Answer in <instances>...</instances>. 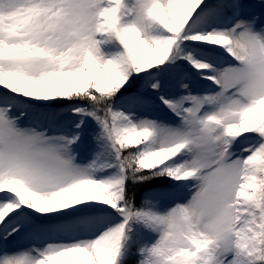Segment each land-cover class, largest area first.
Segmentation results:
<instances>
[{"label": "snow or ice", "instance_id": "1", "mask_svg": "<svg viewBox=\"0 0 264 264\" xmlns=\"http://www.w3.org/2000/svg\"><path fill=\"white\" fill-rule=\"evenodd\" d=\"M0 264H264V0H0Z\"/></svg>", "mask_w": 264, "mask_h": 264}, {"label": "rangeland", "instance_id": "2", "mask_svg": "<svg viewBox=\"0 0 264 264\" xmlns=\"http://www.w3.org/2000/svg\"><path fill=\"white\" fill-rule=\"evenodd\" d=\"M250 1H254L252 4H255V5H259V0H250ZM255 11H260V8L259 7H256L255 9H254ZM86 146H87V139H86ZM83 155H87V149H86V147H85V149L83 150ZM160 183V182H159ZM163 183H165V181H162V183H160V184H163ZM156 185H159V184H157V183H155ZM140 202V201H139Z\"/></svg>", "mask_w": 264, "mask_h": 264}, {"label": "trees", "instance_id": "3", "mask_svg": "<svg viewBox=\"0 0 264 264\" xmlns=\"http://www.w3.org/2000/svg\"><path fill=\"white\" fill-rule=\"evenodd\" d=\"M159 182L162 183V181H155L154 184L155 183L160 184ZM142 188H143V186H141V188L137 190V203H139V201H140V193L142 191Z\"/></svg>", "mask_w": 264, "mask_h": 264}, {"label": "bare ground", "instance_id": "4", "mask_svg": "<svg viewBox=\"0 0 264 264\" xmlns=\"http://www.w3.org/2000/svg\"><path fill=\"white\" fill-rule=\"evenodd\" d=\"M82 154H83V150H82Z\"/></svg>", "mask_w": 264, "mask_h": 264}]
</instances>
